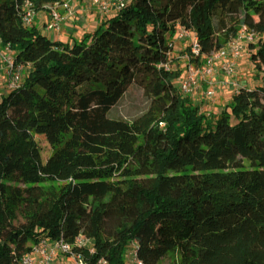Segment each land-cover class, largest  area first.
<instances>
[{
	"label": "trees",
	"instance_id": "1",
	"mask_svg": "<svg viewBox=\"0 0 264 264\" xmlns=\"http://www.w3.org/2000/svg\"><path fill=\"white\" fill-rule=\"evenodd\" d=\"M24 1L0 0L1 45L30 67L0 101V264L42 238L72 244L86 264H125L132 243L145 264H264V86H241L230 111L208 115L180 91L181 70L159 67L179 24L201 56L247 25L262 34L253 60L264 81V0H130L72 43L26 26ZM31 1L40 11L59 0ZM139 77L145 109L111 116ZM35 134L60 161L81 159V182L49 183Z\"/></svg>",
	"mask_w": 264,
	"mask_h": 264
},
{
	"label": "built area",
	"instance_id": "2",
	"mask_svg": "<svg viewBox=\"0 0 264 264\" xmlns=\"http://www.w3.org/2000/svg\"><path fill=\"white\" fill-rule=\"evenodd\" d=\"M91 2L93 5H96L102 14H106L113 9L119 11L129 3L127 0H91ZM45 7L49 10L51 16L50 21L45 24L46 29L49 31H60L63 25L70 22L71 17L76 14V10L70 6V1L64 2L63 0H59L52 5H45ZM22 8L24 24L26 26L33 25L35 19L33 2L31 0H25ZM60 8H64L66 13L62 14ZM175 34L179 43L187 41L189 43L181 55V59L184 61V68L177 86L184 95H191L200 88L203 82V84L207 85L203 93V97L206 100H212L218 88L221 90L232 89L235 92L242 86L235 79L217 78L216 75L218 72L225 76L233 75L238 63L244 57L246 50L254 42H258L259 44V40L262 38L260 32L250 29L247 25H242L238 35L225 47L215 50L211 54L201 56L198 36L192 29L184 24H179L177 25ZM168 45L170 47L169 58L161 62L159 67L172 70V51L176 49V45L173 41L168 42ZM1 46L0 40V58L6 65L8 86L11 89H15L21 84L24 78L25 65L16 63L14 56L4 53ZM187 48L190 50L186 51ZM198 58H203V63H197ZM75 245L93 249L92 240L84 236H79L75 241ZM59 253L68 255L71 258L72 264H86L82 254L75 251L72 244L63 239L50 240L48 238L39 240L32 251L22 255L18 264H36L38 260L41 264H54V257ZM134 261L135 264H145L137 256L136 245ZM97 264H108V261L106 258H102Z\"/></svg>",
	"mask_w": 264,
	"mask_h": 264
},
{
	"label": "rangeland",
	"instance_id": "3",
	"mask_svg": "<svg viewBox=\"0 0 264 264\" xmlns=\"http://www.w3.org/2000/svg\"><path fill=\"white\" fill-rule=\"evenodd\" d=\"M70 1V6L76 10V14L73 15L70 19L72 23V29L66 28L63 25L60 31H49L46 29L45 24H47L50 19L49 10L44 7V9L37 11L35 10V19L33 25H36L43 34L47 35L49 38L55 40H59L62 42H73L74 40H80L85 34H89L94 32L98 25L108 19L110 14H105L101 16L100 14H96L95 9H97L96 5H93L91 0H63ZM130 0H127L129 2ZM92 10V11H91ZM88 11V12H87ZM60 12L62 14L66 13L64 8H60ZM68 31V32H67ZM176 33V32H175ZM167 41H173L176 45V49L172 51L173 55V65L172 70H181L183 72L184 64L183 59H181V55L183 54V50L188 46V41L179 43L177 40L176 34L172 37H168ZM2 47V46H1ZM258 47V42H254L248 50H246L244 57L238 63V66L233 75L228 76L230 80H237L240 82L242 86H247L249 88H254L257 86H264V81L262 75L259 77L256 76L255 67H254V55L256 49ZM182 50V51H181ZM2 51L4 53L10 54L14 56V53L10 51V49L6 47H2ZM254 55V56H253ZM3 64L2 59L0 58V65ZM28 71V65L24 67L25 75ZM7 69L6 65L0 66V101L3 97L2 93L6 94L8 91L12 90L8 85L7 80ZM179 78L176 80V84L178 85ZM6 80V81H5ZM142 78H137L136 82H134L123 95V97L117 102V104L111 109V116L118 118H127L133 119L137 115H139L147 105V99L143 94V87L141 84ZM207 88L206 84L200 86L193 94L189 95L194 104L200 106L201 111L206 114L215 115L223 110L227 109L230 111L229 104L232 99L233 90L227 89L224 92H221L219 88L216 91V95L212 100H206L202 97L205 89ZM8 89V91H7ZM233 122L235 119L232 118ZM35 139L39 143L42 151V158L44 164L48 166L49 169V183L58 187L60 191L65 190V188L69 185V183L73 181L81 182L82 177L80 173L82 171V166L84 163L80 160H77L74 156H67L64 160L60 161V158L57 159V155L55 153V149L49 144L47 139L42 134H35ZM58 160V161H57ZM62 162V163H61ZM62 164L66 165L70 171V174H66L62 169ZM23 224V220L19 219L13 226V228H19ZM64 256L68 258L69 256L66 254H57L54 257V264H63L61 263V257ZM135 245L132 243L128 246L126 255H125V264H135ZM173 257L163 258L161 259V264H172ZM36 264H41L39 260Z\"/></svg>",
	"mask_w": 264,
	"mask_h": 264
},
{
	"label": "crops",
	"instance_id": "4",
	"mask_svg": "<svg viewBox=\"0 0 264 264\" xmlns=\"http://www.w3.org/2000/svg\"><path fill=\"white\" fill-rule=\"evenodd\" d=\"M92 11V10H91ZM95 11H96V14H100L101 16H104L105 14H102L101 12H99V10L98 9H95ZM88 12V11H87ZM118 11L117 10H115V9H113L112 11H110V12H108V13H106L107 15L108 14H110V16H112V15H114V14H116ZM65 27L66 28H69V29H72L73 27H72V23H71V21L70 22H67L66 24H65ZM68 32V31H67ZM54 40H55V37L53 38ZM0 66H4V63L3 64H1ZM30 70V67L28 66V71ZM27 71V72H28ZM217 78H228V76H225L224 74H222V73H220V72H218L217 73ZM6 81V80H5ZM6 84V86H8L7 85V83H5ZM220 90V89H219ZM7 91H8V89H7ZM224 91H226V90H221V92H224ZM9 92V91H8ZM1 94V93H0ZM2 95H4V93H2ZM203 95V94H202ZM203 97V96H202ZM203 99H205V98H203ZM204 102H206V99L204 100ZM62 259H61V263H63V264H72V262H71V258H66V257H64V256H62L61 257Z\"/></svg>",
	"mask_w": 264,
	"mask_h": 264
}]
</instances>
